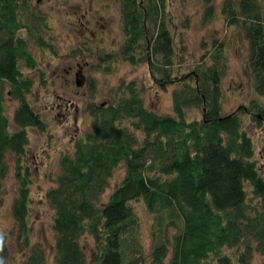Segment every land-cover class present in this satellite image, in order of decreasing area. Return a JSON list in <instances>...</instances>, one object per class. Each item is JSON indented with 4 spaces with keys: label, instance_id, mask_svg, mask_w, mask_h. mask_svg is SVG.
<instances>
[{
    "label": "trees",
    "instance_id": "trees-1",
    "mask_svg": "<svg viewBox=\"0 0 264 264\" xmlns=\"http://www.w3.org/2000/svg\"><path fill=\"white\" fill-rule=\"evenodd\" d=\"M116 1L120 46L87 54L99 64L146 63L156 85H172L171 111L149 109L141 88L131 83L120 84L110 102L97 103L96 84L89 82V128L60 155L54 185L44 194L53 211L55 264H251L256 256L264 264V138L256 149L241 116L259 124L264 104L257 98L230 112L222 104L232 42L246 43L243 71L264 97V0H223L226 29L233 30L226 39L213 38L207 54L185 72L178 66L185 45L181 37L175 41L168 0ZM201 1L204 24L215 6L214 0ZM35 2L0 0V194L12 156L17 186L11 211L20 264L46 261L45 248L29 237L27 127L42 129V121L28 100L34 80L25 70L37 66L32 49H55L48 17L40 0ZM8 99L17 102L11 113ZM119 166L124 175L104 198ZM136 200L151 214L147 248ZM7 257L2 237L0 264Z\"/></svg>",
    "mask_w": 264,
    "mask_h": 264
},
{
    "label": "rangeland",
    "instance_id": "rangeland-1",
    "mask_svg": "<svg viewBox=\"0 0 264 264\" xmlns=\"http://www.w3.org/2000/svg\"><path fill=\"white\" fill-rule=\"evenodd\" d=\"M35 1L33 0L36 4ZM222 2L223 0H214L215 14L209 22L203 24L202 15L206 5L201 0H168L166 9L175 41L178 44L181 37L185 45L178 65L180 72L190 70L200 61L203 54H207L206 50L211 48L213 38L226 39V35L233 30L226 29L220 10ZM39 8L48 17L51 27L49 33L55 52L41 51L35 47L32 50L37 59V66L25 70L34 80L28 100L40 114L42 121V129L35 126L27 127L29 138L27 164L31 170L29 237L32 243H40L45 248V264H55L53 247L55 238L51 225L53 211L48 206L44 194L54 185L52 178L58 169L60 155L71 151L75 139L89 128L90 117L87 107L91 102L92 88L89 82L96 84L92 100L97 103L110 102L118 92L120 84L123 86L134 84L141 88L145 105L160 113L171 111L172 85L164 88L156 85L146 63L132 65L128 61L118 59L99 64L94 54H88L85 55L87 58L84 56L89 62L84 70L88 79L87 88L76 92V86L66 82V79H72L73 74L68 75L65 70L69 69L76 59H83L76 50L79 48L77 44L83 38L80 33V21L85 22L84 25H88L89 28H94L97 17L112 16L113 18L109 19L112 21V30H106L101 40L94 41L92 37L91 42H95V46L92 47L101 50L117 48L123 39L118 2L93 0L89 4L88 0H40ZM186 18L188 20H185ZM232 43H227V67L222 78L224 112L233 111L239 105L248 106L251 100L257 98L264 104V97L254 92L243 71L242 60L247 53L246 43L239 45L237 42L235 46ZM83 91L86 92L85 95H81ZM16 104L15 100H7L9 113ZM241 116L244 129L250 134L258 149L264 138V116H260L262 119L259 124L247 114ZM7 162L8 172L0 194V238L3 237L8 249L7 264H20L22 254L17 245L18 233L11 211L17 186L14 158L8 156ZM123 175L124 167L119 166L110 179L104 198ZM134 206L140 221L141 241L147 248L151 240V214L139 200L134 201ZM84 241L85 238H82L81 242ZM260 260L261 257L256 256L251 264H259Z\"/></svg>",
    "mask_w": 264,
    "mask_h": 264
},
{
    "label": "flooded vegetation",
    "instance_id": "flooded-vegetation-1",
    "mask_svg": "<svg viewBox=\"0 0 264 264\" xmlns=\"http://www.w3.org/2000/svg\"><path fill=\"white\" fill-rule=\"evenodd\" d=\"M93 0H88L89 4L92 3ZM108 17V16H107ZM105 16H99L97 17V20L94 21L95 27L89 28L88 25H84L85 22H81V28L80 33L82 35V39L77 44L79 46V49H81V55L83 59H76L72 65L69 66V69H66L65 71L68 73V75L73 74V77L71 80L66 79L67 83H72L76 86V92L79 90L82 91L85 88H87L88 79L86 74L84 73L85 67L89 64V62L84 59L83 55H88V50L93 48L97 50H101L100 48L92 47L95 46V42H91V39L93 37L94 41L99 40L100 38H103V33H106V30H112V21L109 19L113 18L112 16H109L108 18ZM96 18V17H95ZM101 40V39H100ZM103 40V39H102ZM85 56V57H86ZM87 58V57H86ZM86 92L83 91L81 95H85ZM61 105H58L60 107Z\"/></svg>",
    "mask_w": 264,
    "mask_h": 264
},
{
    "label": "water",
    "instance_id": "water-1",
    "mask_svg": "<svg viewBox=\"0 0 264 264\" xmlns=\"http://www.w3.org/2000/svg\"><path fill=\"white\" fill-rule=\"evenodd\" d=\"M37 1H39V0H37Z\"/></svg>",
    "mask_w": 264,
    "mask_h": 264
}]
</instances>
